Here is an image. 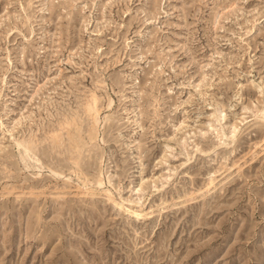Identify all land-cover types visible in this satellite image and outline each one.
Listing matches in <instances>:
<instances>
[{"label": "rangeland", "instance_id": "rangeland-1", "mask_svg": "<svg viewBox=\"0 0 264 264\" xmlns=\"http://www.w3.org/2000/svg\"><path fill=\"white\" fill-rule=\"evenodd\" d=\"M0 264H264V0H0Z\"/></svg>", "mask_w": 264, "mask_h": 264}, {"label": "bare ground", "instance_id": "bare-ground-1", "mask_svg": "<svg viewBox=\"0 0 264 264\" xmlns=\"http://www.w3.org/2000/svg\"><path fill=\"white\" fill-rule=\"evenodd\" d=\"M97 99V98H96ZM93 100H95V98L93 97ZM96 102H97V100H96ZM93 103V102H92ZM89 104V103H88ZM97 105V104H96ZM87 107V106H86ZM97 110V109H96ZM88 111V110H87ZM88 114V113H87ZM91 114V113H90ZM90 137H91V135H90Z\"/></svg>", "mask_w": 264, "mask_h": 264}]
</instances>
